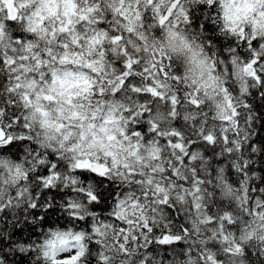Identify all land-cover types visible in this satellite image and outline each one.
<instances>
[{
  "label": "snow or ice",
  "instance_id": "6c2138e0",
  "mask_svg": "<svg viewBox=\"0 0 264 264\" xmlns=\"http://www.w3.org/2000/svg\"><path fill=\"white\" fill-rule=\"evenodd\" d=\"M0 264H264V0H0Z\"/></svg>",
  "mask_w": 264,
  "mask_h": 264
}]
</instances>
